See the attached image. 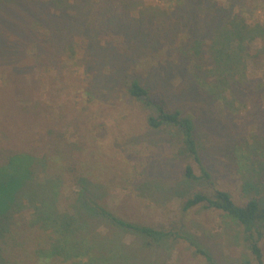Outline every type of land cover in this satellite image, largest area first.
I'll return each mask as SVG.
<instances>
[{"label":"rangeland","instance_id":"obj_1","mask_svg":"<svg viewBox=\"0 0 264 264\" xmlns=\"http://www.w3.org/2000/svg\"><path fill=\"white\" fill-rule=\"evenodd\" d=\"M18 1L48 11L30 17L18 73L0 69V87L17 78L32 130L26 141L0 129V144L14 146L5 153L37 157L32 183L52 185L62 213L73 214L84 192L124 220L191 239L150 243L87 219L82 235L97 249L95 264H256L241 225L202 205L181 208L214 189L264 205V0ZM135 79L152 106L130 96ZM161 104L194 120L214 188L180 156L174 131L148 125ZM187 166L197 179L185 177ZM25 204L16 232L0 241L7 264H66L38 256L51 252V234L28 228ZM260 245L264 263V238Z\"/></svg>","mask_w":264,"mask_h":264},{"label":"trees","instance_id":"obj_2","mask_svg":"<svg viewBox=\"0 0 264 264\" xmlns=\"http://www.w3.org/2000/svg\"><path fill=\"white\" fill-rule=\"evenodd\" d=\"M18 2V0H0V69L13 66L15 74L18 73V69L14 62L23 58V56L19 58V55L23 54L25 41L22 38L28 34L30 17L32 15L41 17L48 11L45 6L38 8L32 3ZM108 20L114 19L110 17ZM69 24L72 26L73 22ZM124 24L130 31H135L136 27L131 28L127 23L124 22ZM15 81L17 78H8V83L0 87V129L6 133L8 139L23 138L29 141L32 130L26 119L28 110L16 101L18 92H15L13 88ZM128 92L132 98L139 100L146 107L154 104L150 91L138 79L129 83ZM157 108L158 114L148 117V125L155 130L174 131L180 143V156L193 159L199 165L201 177L209 187L214 188L211 175L201 161L194 120L182 110H173L162 104ZM10 125L11 128H9ZM12 127L15 128L11 130ZM13 147L10 142L6 145L0 144V241L16 232L14 231L15 219L27 208V204L24 205L25 201L31 204L30 208L33 210L28 228L51 234V252L44 253L39 250L38 256L52 257V259L60 257L66 261V264H95L96 262L97 254L93 250L97 249L94 245H89L87 236L83 237L84 223L87 219L106 220L111 229L130 232L150 243L161 244L176 236L188 238L191 241L188 234L180 235L124 220L84 192L76 196L75 201L78 207L73 214L60 212L53 204L54 198L51 196L56 192H49L53 186L48 187L47 183L43 185L32 183V167L37 157L31 152L5 153V149L11 150ZM185 177L188 180L197 179L191 166H187ZM200 205L206 209L220 211L236 224L241 225L256 264H264L260 245L264 238V205L258 199L252 198L245 204L239 205L235 203L229 192L214 189L212 193H194L186 197L181 209L187 212ZM4 252L5 250L0 247V264H7L3 258ZM198 252L203 253L200 250ZM203 254L211 263V257L206 253Z\"/></svg>","mask_w":264,"mask_h":264}]
</instances>
